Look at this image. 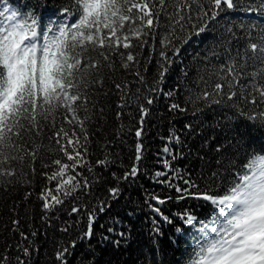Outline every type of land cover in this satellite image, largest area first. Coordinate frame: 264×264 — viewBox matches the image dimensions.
<instances>
[{
    "label": "snow or ice",
    "instance_id": "6c2138e0",
    "mask_svg": "<svg viewBox=\"0 0 264 264\" xmlns=\"http://www.w3.org/2000/svg\"><path fill=\"white\" fill-rule=\"evenodd\" d=\"M194 37L201 51L185 62L182 47ZM177 62L183 65L179 82L165 91ZM111 89L121 109L131 115L135 105L139 112L137 137L160 93L173 115L191 111L200 119L211 112L209 120L221 132L201 137L195 151L201 166L191 170L173 165L193 150H182L186 141L170 128L164 167L150 177L174 194L146 193L159 219L153 217V243L141 264H161L155 257L164 224L174 225L183 240L175 264H264V142L257 145L249 131H264V0H66L47 16L34 4L0 0V187L33 184L39 162L41 220L48 226L59 221L62 232L85 222L77 236L57 243L56 264H70L80 241L88 242L89 254L79 264H96L91 240L100 213L122 195L123 182L148 172L141 167L139 140L123 172L112 170L123 162L107 142L102 155L91 158L90 128L103 117L102 96ZM204 123H185L187 135L201 136ZM105 186L104 197L95 194ZM32 195L26 187L9 209L19 239L0 250V264H32L39 251L32 242L36 228L25 230L19 216ZM186 199L203 200L209 210L169 213L162 207ZM112 232L117 230L100 239H112ZM130 237L121 229L112 242L119 247Z\"/></svg>",
    "mask_w": 264,
    "mask_h": 264
},
{
    "label": "trees",
    "instance_id": "16d2710c",
    "mask_svg": "<svg viewBox=\"0 0 264 264\" xmlns=\"http://www.w3.org/2000/svg\"><path fill=\"white\" fill-rule=\"evenodd\" d=\"M24 3L36 5L42 16H47L48 13L57 9L66 0H22ZM209 35H211L209 33ZM192 41L184 44L183 59L185 62L192 59L197 52L201 51V44ZM183 65L177 62L172 65L167 79L163 84L164 90L172 88L179 82L181 68ZM149 71H152V66H149ZM123 72L120 69L116 75L119 76ZM118 94L115 89H111L106 96H102L104 101L103 117L99 119L98 123H94L90 131L93 133L91 139V158L95 160L103 153L102 145L107 142V147L111 152L120 157L123 166L119 164L114 165L112 170L123 172L127 170L135 158L136 144L141 141L144 144V157L141 161V167L146 168L148 172H142L135 179L129 178L131 181L123 182L124 191L118 199L111 200V207L106 211L100 213L96 224L93 227L94 235L91 240L92 250L96 254V264H141L143 261V253L147 251L153 243V217L159 219L158 215L148 206L146 202V193L161 192L163 194H174L173 190L153 181L150 173L156 168H163V159L167 158L164 152V145L169 143L165 138L170 133V128L175 127L181 133L182 140L186 143L180 146L182 150L187 153L191 148L192 155H185L172 161L173 165H179L181 168L195 170L201 166V162L195 151L200 144L202 136H220L219 128H214L209 117L211 112H205L204 117L197 119L200 114L196 113L195 117L191 111L180 112L173 115L167 108L168 98L162 93L157 94L156 103L152 106V110L143 125L144 132L141 137L136 136V128L139 126V112L135 105L131 106V115L128 109H121L118 105ZM181 100L184 98V93L181 92ZM122 111L123 115L118 117L116 113ZM201 120L204 123V132L198 137H189L188 130L185 128V123L191 121L198 124ZM247 130V129H245ZM250 135L255 138L257 145L264 142V131L258 129H251ZM175 146V145H174ZM45 155H56L55 153H45ZM42 171L41 165L37 162L35 182L31 185H19L10 187L5 190L0 187V250L7 244L16 242L19 239V234L11 230L12 213L9 211L14 206V202H19L26 187L33 189V195L25 204L20 205L19 216L21 224L25 230L31 231L29 225H32L37 230V235L32 238L34 244L39 245V251L33 252L32 264H56L54 251L57 243L61 240L67 243L70 239L77 236L78 232L86 225L81 221L70 232H62L55 225L59 221L53 220L54 226H48L41 220L42 209L40 207V200L36 193L41 190L44 183V178L40 175ZM107 169L104 170V176L107 177L108 182H112V178L108 176ZM95 194L101 197L106 195V186L94 189ZM25 207L27 211H25ZM163 209L169 213H176L185 208H192L198 213H204L209 210V206L203 200L192 201L186 200H171L166 201L162 206ZM134 212L130 215V211ZM66 207L61 211L60 215L63 218ZM176 224L180 223L179 216L175 217ZM111 228H115L117 232H112L111 237L115 239L119 230L123 229L125 232H130L131 237L127 242H122L117 247L112 239L103 241L100 239L101 234L108 232ZM163 235L157 237L159 241V252L155 259L160 260L161 264H175L179 259L180 252L177 250V242L179 247H183V240L180 234L175 233V226L164 224ZM46 232V234H45ZM173 235L176 241L172 239ZM123 239V238H122ZM89 254L88 242H78L76 248L73 250V257L70 258V264H79L78 258L81 255L87 256Z\"/></svg>",
    "mask_w": 264,
    "mask_h": 264
}]
</instances>
